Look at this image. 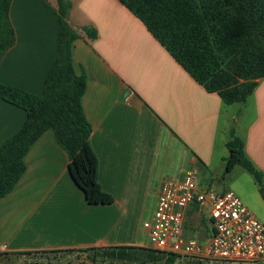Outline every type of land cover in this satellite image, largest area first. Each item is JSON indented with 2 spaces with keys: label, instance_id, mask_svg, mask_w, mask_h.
Masks as SVG:
<instances>
[{
  "label": "crops",
  "instance_id": "obj_1",
  "mask_svg": "<svg viewBox=\"0 0 264 264\" xmlns=\"http://www.w3.org/2000/svg\"><path fill=\"white\" fill-rule=\"evenodd\" d=\"M45 2L11 0L14 41L0 50V83L35 95L56 58V0ZM68 2L66 21L78 36L71 61L85 78L81 106L91 126L97 178L113 202L85 201L69 174L66 151L46 130L25 153L17 183L0 197V252L150 248L142 222L152 216L161 182L192 169L204 186L198 180L224 162L231 129L264 182V77L237 107L235 127L233 103L195 81L119 0ZM25 118L23 108L0 97V144ZM205 213L187 207L186 235L208 240ZM191 214L206 218L209 228L189 227Z\"/></svg>",
  "mask_w": 264,
  "mask_h": 264
},
{
  "label": "trees",
  "instance_id": "obj_2",
  "mask_svg": "<svg viewBox=\"0 0 264 264\" xmlns=\"http://www.w3.org/2000/svg\"><path fill=\"white\" fill-rule=\"evenodd\" d=\"M45 2V0H42ZM208 92L226 104L243 103L264 77V0H119ZM11 0H0V50L14 41L8 18ZM46 3V2H45ZM56 58L35 95L0 83V97L23 108L19 129L0 144V197L21 177L24 156L46 130L68 155V171L88 204H110L113 196L97 178L98 158L90 144L91 126L81 106L83 74H76L71 44L77 33L66 21L68 0H56ZM89 37L95 35L87 29ZM225 171L239 164L257 183L261 174L246 157L242 140L230 130ZM152 248H65L1 251L0 264H217Z\"/></svg>",
  "mask_w": 264,
  "mask_h": 264
},
{
  "label": "built area",
  "instance_id": "obj_3",
  "mask_svg": "<svg viewBox=\"0 0 264 264\" xmlns=\"http://www.w3.org/2000/svg\"><path fill=\"white\" fill-rule=\"evenodd\" d=\"M190 205L200 214L206 212L210 220L212 232L206 241L186 235L183 224ZM142 228L155 250L189 258L264 264V225L233 191L199 185L192 169L161 182L152 216L142 222Z\"/></svg>",
  "mask_w": 264,
  "mask_h": 264
},
{
  "label": "rangeland",
  "instance_id": "obj_4",
  "mask_svg": "<svg viewBox=\"0 0 264 264\" xmlns=\"http://www.w3.org/2000/svg\"><path fill=\"white\" fill-rule=\"evenodd\" d=\"M55 5H57L56 2ZM239 104L240 103H233L231 105V111H234V116L231 120V123L235 127H238L237 119L240 116V114L237 112V107ZM241 119L242 117L240 120ZM198 181L209 188H213L215 191L225 189L233 191V193L242 201L248 210L264 225V182L262 179L260 183H257L256 179L239 164L235 165L230 171H225L223 162L220 165L214 164L211 167V174L209 175L208 179H199ZM191 215L192 216L188 220L189 227L198 224L209 228L210 224L206 218L197 214ZM195 238H197L199 241H202L200 239L201 237ZM211 260L219 261L217 264H252L248 261L239 260Z\"/></svg>",
  "mask_w": 264,
  "mask_h": 264
}]
</instances>
